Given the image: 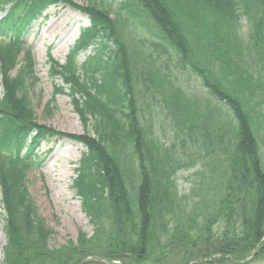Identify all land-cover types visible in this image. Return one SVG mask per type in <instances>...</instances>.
I'll return each mask as SVG.
<instances>
[{"label": "trees", "instance_id": "1", "mask_svg": "<svg viewBox=\"0 0 264 264\" xmlns=\"http://www.w3.org/2000/svg\"><path fill=\"white\" fill-rule=\"evenodd\" d=\"M95 2L0 0V264H264V0ZM60 3L89 20L48 63L51 102L66 94L84 128L65 136L84 146L71 188L91 232L50 247L28 175L64 134L37 123L23 39Z\"/></svg>", "mask_w": 264, "mask_h": 264}, {"label": "rangeland", "instance_id": "2", "mask_svg": "<svg viewBox=\"0 0 264 264\" xmlns=\"http://www.w3.org/2000/svg\"><path fill=\"white\" fill-rule=\"evenodd\" d=\"M70 1L80 6L89 3L97 5L95 2L97 0ZM118 2L119 0H112L113 9ZM43 16L33 24L23 39L25 46L30 49L36 77V80L29 81V93L34 104L37 123L64 135L48 137L34 146L33 160L40 163L29 172L28 190L35 202L38 215L53 231L49 246L57 247L67 240H74L80 231L89 234L91 226L81 209L80 200L71 188L74 169L84 146L65 136L66 134L81 135L84 133V128L66 94H57L51 102L54 86L62 85V81L58 77L51 76L48 55L63 64L69 49L80 31L88 25L89 20L85 13L74 10L64 3L49 6ZM1 17L2 12H0ZM89 53V51L81 53L78 62H82ZM181 82L185 88L195 86L192 80L181 79ZM2 92L0 77V94ZM87 128L90 131L89 126ZM195 168H190V171L178 177L181 190L187 187ZM1 215L3 211L0 209V261L5 244Z\"/></svg>", "mask_w": 264, "mask_h": 264}, {"label": "water", "instance_id": "3", "mask_svg": "<svg viewBox=\"0 0 264 264\" xmlns=\"http://www.w3.org/2000/svg\"><path fill=\"white\" fill-rule=\"evenodd\" d=\"M262 240H261V242H262ZM260 243H259V245H260ZM87 260H92V261H97V262H108L109 261V259H102V258H98V257H88V258L83 259L80 264H82L84 261H87Z\"/></svg>", "mask_w": 264, "mask_h": 264}]
</instances>
